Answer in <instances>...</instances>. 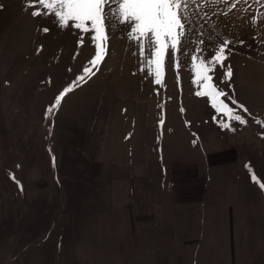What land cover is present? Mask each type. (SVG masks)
Returning a JSON list of instances; mask_svg holds the SVG:
<instances>
[{"label":"rangeland","instance_id":"rangeland-1","mask_svg":"<svg viewBox=\"0 0 264 264\" xmlns=\"http://www.w3.org/2000/svg\"><path fill=\"white\" fill-rule=\"evenodd\" d=\"M43 13L0 0V264H180L176 251L181 264H264V0H193L159 85L127 25L106 21L103 60L77 86L92 34ZM224 40L213 83L246 123L196 95L191 55ZM173 216L188 221L182 246H139L149 224L177 236Z\"/></svg>","mask_w":264,"mask_h":264},{"label":"snow or ice","instance_id":"snow-or-ice-1","mask_svg":"<svg viewBox=\"0 0 264 264\" xmlns=\"http://www.w3.org/2000/svg\"><path fill=\"white\" fill-rule=\"evenodd\" d=\"M192 2L193 0H31L33 5L39 4L47 10V13L43 14L54 15L60 27L74 26L85 34H92L91 38L96 47L95 56L89 61L90 66L85 67L74 82L77 86L80 81L94 75V69L98 70V65L103 60L107 41L106 21L127 25L130 29L129 38L137 42L139 54L144 58L148 74L154 77L156 84H161L169 50L171 49L175 59L183 45L186 36L185 21ZM32 15L39 16L42 13L33 11ZM43 31L47 32L49 29L45 28ZM203 43L204 41L201 40L200 44ZM230 43L228 40L222 41L207 58L203 55L205 51L203 48L191 55V68L195 76L193 83L201 88L196 95L208 97L216 112L224 114L229 120L246 123L241 115L235 114L233 109L221 99L227 93L213 83L211 74L216 66L224 67ZM175 66L179 67L178 61ZM232 75L231 67H228L222 79H230ZM69 91H72L71 87L66 88L56 97L54 107L60 105L61 99ZM53 110L54 108H50L49 112ZM244 111L247 109L244 108ZM222 126L229 127L227 123ZM252 179L255 181L256 177L253 176ZM259 186L264 189V183Z\"/></svg>","mask_w":264,"mask_h":264},{"label":"crops","instance_id":"crops-1","mask_svg":"<svg viewBox=\"0 0 264 264\" xmlns=\"http://www.w3.org/2000/svg\"><path fill=\"white\" fill-rule=\"evenodd\" d=\"M139 217V220L140 221H148L147 223H149V220H152V218H154L153 216H138ZM168 216H165L164 218H163V216H161L160 218H159V221H161V222H165L166 223V225H169V223H168V219H166ZM171 217V216H170ZM175 219L174 220H172V222L174 223L173 224V228L171 229V230H174V232L176 231V232H178V234H177V236L175 235V234H172V235H170V237H168L167 236V234H165V232H163V231H157L156 233H154V231H152L151 229H150V227H151V225L149 224L148 226H147V228H145V227H143L142 229H144L143 230V237H142V239L138 242L139 243V246H141V245H143V246H145L146 247V249L148 250L150 247H155V246H157L158 247V245H160L162 242H166V244L164 245V246H166V245H168V243H169V245H173L176 241V243L174 244V245H178L179 243L181 244V246L183 245V242H182V240H181V236H182V234L184 233V227L182 226V225H180V224H182V223H187L188 221H187V218H184V216H173ZM190 218H192V217H190ZM163 219V220H162ZM193 221V220H192ZM171 222V223H172ZM147 223H144V224H147ZM146 229H149V234H147V233H145V231H147ZM157 229H158V227H157ZM173 232V233H174ZM180 232H182L181 234H180ZM187 233V232H186ZM136 238L138 239H140L141 238V235H140V232H138L137 233V236H136ZM170 238L172 239V241L171 242H168L169 240H170ZM184 244L185 245H187V244H190L188 241H184ZM142 246V247H143ZM167 253V252H166ZM181 253H182V251H181ZM172 254H173V252H172ZM179 252H175V258H176V260L177 259H179V257H181V260H182V262H183V255L182 254H180ZM31 257H33V255L32 254H30V258ZM50 261V260H49ZM181 262V263H182ZM180 263V264H181ZM50 264V263H49ZM167 264V263H166ZM174 264H179V263H177V261L174 263Z\"/></svg>","mask_w":264,"mask_h":264}]
</instances>
